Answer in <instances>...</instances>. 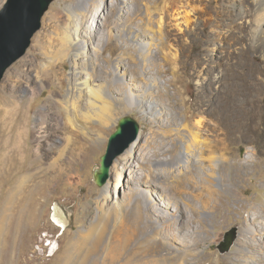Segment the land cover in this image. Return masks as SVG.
I'll return each mask as SVG.
<instances>
[{"label": "rangeland", "instance_id": "obj_1", "mask_svg": "<svg viewBox=\"0 0 264 264\" xmlns=\"http://www.w3.org/2000/svg\"><path fill=\"white\" fill-rule=\"evenodd\" d=\"M79 1L55 0L50 5L43 16L42 27L33 36L31 46L26 54L8 68L0 82V179L6 180L5 185L0 189V212L3 202L7 198L8 189L14 185L15 167L24 166V171L26 169L30 172L35 169L36 163L34 162L37 158L30 153L27 154V152H31L30 147L34 145L32 125L36 121L38 109L46 103L51 93L58 90L56 81L50 84L48 79H45L44 92L33 97L31 113L27 116V100L31 95L26 93V87L30 82L34 84V81L43 76L39 71L42 63L47 60L43 54V48L36 44L38 36L41 32L44 33L45 45L48 46L49 35H54L57 25L63 26L70 22L69 27L72 29L76 23L75 17H72L70 21L69 11L65 8L75 7ZM229 1L213 0L210 3L209 0H202V5L207 7V11L200 12L194 17L197 23L193 24L192 28L183 23L184 19L178 21L181 23L180 26L173 24L174 22L165 25L160 17L155 19V0H137L135 2L137 9L138 7L152 9L148 15L144 14L143 21H147V28L149 27L147 31L152 36L149 42L153 44V57L150 58V66L153 69L151 68L149 74H144V76L155 77L156 75L161 80L160 86L153 87V89L154 92L160 93L154 98L161 105L162 116L160 119L151 115L144 118L138 111L129 113L120 111L116 122L109 123L104 127L105 140L96 142L94 147H90L83 159L66 165L65 172L58 173L49 169L39 174L35 179L33 178L35 182L31 183L37 184L31 186L35 196L32 195L31 200L27 199L26 203L25 200L20 202L21 204L18 203L19 205L13 209L15 214L11 216L14 221L11 218L7 222V229L9 226L14 228L10 229L12 233L7 230L10 233L9 235L7 233L9 243H4V247V244L2 245V253L7 256L1 257L6 260L0 258V264H58L59 256L73 249L72 243L81 225H88L96 216V201L103 203L105 209L112 205L114 200L112 194L108 199L98 198L103 186L97 185L93 173L99 167L101 156L106 152L109 137L115 131L118 120L123 115L132 116L141 125L139 137L135 141L137 142L135 145L136 152L132 157V167L127 169L126 174L131 176L133 174L131 170L144 174L141 191L149 190L151 192L150 197L153 205L156 201L154 190H163L165 195L172 193L175 190L173 187L175 181L188 183L189 178L205 177L213 171H216L218 175H224V190L219 185L206 182L207 185L220 188L219 190L223 194V204L210 212L214 220L211 221L212 226L207 228L211 232L207 234L205 240H201L199 246L195 247L202 250L196 259L200 261L198 264H242L235 257V249L238 247L237 241L242 236L241 232L244 228L240 218L241 216L247 218L250 211L243 209L241 213L238 212V204L243 202L249 205L255 203L260 209L261 202H264V133L263 136L255 133H250L248 136L244 131L248 127L264 129V44L259 43L260 45L256 46L253 42L252 30L256 28L257 21L250 14H246L242 21L240 19L241 24H235L236 27H228L230 20L227 19L232 17L233 12L236 13V8L229 5L231 4ZM4 2L5 0H0V7ZM94 2L93 14L89 11L85 17L87 25L91 29L96 28V24H98V21L95 20V15L98 12H102L103 16L105 13H111L110 24L120 20L124 23L130 22L134 14L136 18H140L141 13L137 11L133 12L131 17H126L124 11L115 8V5H119V0H94ZM254 2V0H244L243 3L241 2L243 4L241 10L247 13ZM92 3L91 1L90 4ZM127 4L132 9L134 8L132 0H127ZM204 17L205 19H203ZM100 19L99 21L103 24L104 18L103 20ZM219 20L224 21L223 26L225 25V28L222 29L223 32L216 33L212 29ZM250 20L254 21L251 22ZM249 22L251 23L249 24ZM203 26L205 29H201ZM101 30L99 36L101 38H97L95 42L90 41L87 45L89 55L93 54L94 56V48L97 47V43H102L106 36L107 28L102 26ZM160 33L163 34L165 41L164 39L163 41L160 40ZM212 37L214 38L212 39ZM219 39L221 41H218ZM155 41L165 45L164 50L169 57L167 61L161 57L160 48L155 45ZM217 43H220L217 49L220 52L216 53L221 57L215 58V62H217L215 64V62L208 61L212 58V51L209 48ZM128 49L134 52V48L126 46V50ZM108 52L110 54L109 50L106 51L107 54ZM132 62L129 63V59H126L128 66L130 64L135 67L139 66L135 60ZM63 64L64 67L62 63H57L52 68L57 74L64 72L63 86L66 89L68 76L72 71V62L70 59H66ZM155 64L157 69L162 70L161 72L155 70ZM218 72L222 75L221 82L216 81L214 77ZM234 73L237 75L235 76ZM201 74L203 75L202 78L199 77ZM137 80L141 85L146 84V80L142 77ZM27 125L31 129L28 139L25 137ZM189 127L202 129V134L196 137L198 143L192 146L194 158L191 166L186 162L181 165L182 167L179 165H175V167L164 164L156 165V162L160 163L163 159L171 158L178 141L183 139L184 135H190ZM178 130H181L183 135H180ZM93 133L91 135L94 136ZM56 139L57 135L53 133L48 139L49 141L43 142L42 152L45 154L43 155L44 158L40 160L45 165L48 161L46 157L49 153L48 150L50 148L58 149L59 140ZM220 151L226 152L227 162L220 159ZM213 157L216 158L214 162L211 161ZM256 159L259 160L257 166L254 165ZM152 161H155L154 166L151 164ZM112 168L109 179L114 181ZM156 170L165 172L161 179H154ZM151 174L155 176H151ZM150 182H158L163 189ZM124 185L131 186L132 184L125 180L121 194L116 199L127 202L126 197L130 195V189H124ZM177 198L193 201L190 194L186 192L177 194ZM236 198L239 200H235ZM25 205L27 208L24 207ZM54 205H59L69 212V224L66 228L59 227L53 221ZM23 207L25 208L24 212L21 211ZM198 207L199 204L195 203L196 210ZM189 212H182L181 210V218L187 220L188 215H193L196 220L199 219V212L196 214L194 211ZM20 213L24 215L19 217ZM225 214H228L229 217L224 223ZM155 219L158 218L155 217ZM238 219L241 222L238 223ZM155 222L154 225L156 226ZM245 222L247 221L245 220ZM192 236L189 234V237ZM14 239L17 241L15 242ZM166 240L171 242L174 253H177V247H182L178 242L171 240V236H168ZM223 242L227 248L220 247ZM5 248H8L9 251ZM89 264H94V262Z\"/></svg>", "mask_w": 264, "mask_h": 264}, {"label": "bare ground", "instance_id": "obj_2", "mask_svg": "<svg viewBox=\"0 0 264 264\" xmlns=\"http://www.w3.org/2000/svg\"><path fill=\"white\" fill-rule=\"evenodd\" d=\"M91 1L93 2L92 4H90ZM243 1H229L231 4H228L236 8V13L233 12L232 17L227 19L230 20L228 27L232 28L235 24H241V21L244 19L243 17L246 14H250L257 21L256 28L252 30L253 42L256 46L260 45L259 43L264 44V0H254V5L248 11L246 9L247 13L241 10L243 7L241 2L243 3ZM132 2L134 3L133 9L127 4V0H119V5H115V8L117 7L120 11H124L126 17H131L132 13L137 11L141 13L140 18H136L134 14L130 22L124 23L119 19L120 21L115 20V23L110 24L109 18L111 17V13H105L103 16L102 12H98L95 15V20L98 21V24H96V28L91 29L87 25L85 17L89 11L93 14L95 2L94 0H80L75 7L65 8L69 11L68 17L70 21L72 17H75L76 23L72 29L69 27L70 22H67L63 26L57 25L54 35H49L50 41L48 42V46L45 45L44 33L41 32L39 34L36 44L40 48H43V54L47 59H45L46 62L42 63L39 72L45 78L43 76L39 77L34 81V84L30 82L28 87H26V93L31 95L27 100V116L31 113L33 97L44 92V87L46 86L45 79H48L50 84L56 81L58 90L51 93L46 103L38 109L36 121L32 125L34 145L32 147L29 146L31 152H27V154L30 153L37 158L34 162L36 163L35 169L33 168L34 170L30 172L29 170L26 171V169L24 171V166H16L13 180L14 185L8 189V195L5 193L7 198L3 202L4 204L0 212V258L4 256L2 245L9 241V239L7 241V233L8 235L12 233L10 229L14 228L9 226V229H7V222L15 214L13 209L19 205L18 203H22L24 200L26 203L27 199L31 200L30 197L33 195V188L31 189V186L33 184L37 185L36 183H31L35 182V177L49 169L58 173L65 172L66 165L83 159L90 147H94L96 142L105 140L104 127L109 125V123L116 122L120 111L123 113L138 111L144 118L147 115H151L160 119L162 116L163 110L161 109V105L154 98L160 93L154 92L153 89V87L160 86L161 80L156 75L155 77L144 76V74H149L152 68L150 66V58L153 57V44L149 42L152 36L147 31L149 28H147L148 23L147 21H143V18L145 17L144 14L148 15L152 9L150 10L149 7H146V9L138 7L137 9L135 3L137 0H132ZM209 2L212 3L213 0H209ZM206 11L207 7L202 5V0H155V19L160 17L165 25L174 22L173 24L180 26L181 23L178 21L184 19L183 23L192 28L193 24L197 23L194 17L198 13ZM99 18L102 20L104 18L103 24L99 21ZM136 19L139 20L137 21ZM220 20L212 29L216 33L221 32L225 28V25L223 26L224 21L221 22ZM102 26L107 28L106 36L103 42L101 41L102 43H97V47L94 48V56L93 54L89 55L87 45H89L90 41L95 42L97 38H101L99 36L101 35ZM201 29H205V26ZM160 35V40L163 41V34L160 33ZM220 39L218 41H221ZM155 45L160 48L161 57L167 61L169 57L164 50L165 45L156 41ZM126 46L134 48V52L129 49L126 50ZM219 46L220 43H217L209 48L212 51V58L208 61L215 62V58L220 56L216 53L219 51H217ZM108 50L110 54L109 52L108 54L106 53ZM66 59L71 60L72 71L68 76V87L65 89L63 86V80L65 79L64 72H58L59 74H57L52 67L57 63H62L64 67L63 63ZM126 59H129V63H133L134 61L132 62V60H135L139 66L135 67L131 64L128 66ZM173 63L176 62L173 61ZM156 69L157 66L155 64ZM157 70L159 72L162 71L161 69ZM234 75L236 76L237 74L234 73ZM221 76L218 72L214 76L215 80L221 82ZM139 77L146 80L145 85L138 83L137 79ZM199 77L202 78L203 75L201 74ZM188 129L190 135H184V138L178 141L175 151L171 154V158L163 159L160 163L156 162V165L164 164L169 167H175V165L181 166L186 162L191 166L194 158L192 146L198 143L196 137L202 134V129L197 127H189ZM244 131L248 136L250 133L263 136L264 133V129L254 127H248ZM30 132L31 129L28 126L25 131L27 139L30 137ZM178 132L180 135H183L181 130H178ZM53 133H56L59 140L57 144L58 149L53 150L50 148L48 150L49 153L46 155L48 161L45 165L40 160L44 158L43 155L45 154L42 152L43 142L45 140L49 141L48 139H50ZM136 143L115 160L112 168L114 171V181L109 179L103 185L98 197L108 199L112 194V198L114 199L112 205L108 209H105L103 203L96 201V216H94L88 225H81L72 243L74 245L73 249L60 255L58 264H89L90 262H94V264H185L188 262L198 264L200 262L196 258L202 250L195 247L199 246L201 240H205L207 234L211 232L207 228L212 226L211 221L214 220L210 212L223 204V194L219 189L224 190V175H218L216 171H213L205 177L189 178L188 183L175 181L173 185L175 190L172 193L165 195L163 194V190H154L156 201L153 205L150 197L151 192L149 190L141 191L144 174L142 175L139 171L134 172V170H131V173H133L131 176H127L126 174L127 169L132 167V157L136 152ZM145 158L147 159L148 157L146 156ZM220 159L227 162L228 156H226V152L220 151ZM211 161H216V158H211ZM258 162L259 160H254V165L257 166ZM151 164L154 166L155 161H152ZM164 173L163 170H156V176L154 174H151V176H155L154 179H161ZM125 180L129 184H132L131 186L124 185V189H130V195L126 197L127 202L116 199L121 194V188ZM207 181L209 182L208 184L219 185L220 188L217 189L211 185H207ZM4 182L6 180L0 179V189L5 185ZM150 183L162 187L158 182V184L156 182ZM187 188L189 189L185 190ZM183 192L189 193L193 201L184 198L178 199L177 194ZM235 200H239V198ZM195 203L199 204L197 210L195 209ZM26 205L24 207L27 208ZM24 207L21 211L25 209ZM243 209H248L250 214L247 218L243 216L240 218L242 219L244 228L241 232L242 236L239 235L241 237L237 241L238 247L235 249V257L242 264H264V202H261L260 209L255 203L250 205L244 202L239 203L238 212L241 213ZM181 210L187 213L194 211L195 214L199 212V219L196 220L195 216L188 215L187 220H183L181 218ZM19 215L21 217L24 214L20 213ZM225 215L224 223L229 217L228 214ZM155 217L160 219H155ZM240 219H238V223ZM11 220L14 221V218ZM154 221H156V226L154 225ZM217 227H220V225H217ZM179 234L182 235L180 236ZM189 234L193 236L189 237ZM167 235L171 236V240L182 245V247L176 248L178 250L177 253L173 252L171 242L166 240ZM8 248L5 249L9 251ZM5 256L7 255L5 254ZM4 257L1 259H5Z\"/></svg>", "mask_w": 264, "mask_h": 264}, {"label": "water", "instance_id": "obj_3", "mask_svg": "<svg viewBox=\"0 0 264 264\" xmlns=\"http://www.w3.org/2000/svg\"><path fill=\"white\" fill-rule=\"evenodd\" d=\"M54 1L5 0L0 7V82L8 68L26 54L33 36L42 27L43 16ZM140 130V123L130 115L118 120L100 165L93 173L97 185L103 186L108 181L115 160L138 139ZM52 219L63 228L69 224L59 205H54ZM220 247L227 248V245L223 242Z\"/></svg>", "mask_w": 264, "mask_h": 264}, {"label": "flooded vegetation", "instance_id": "obj_4", "mask_svg": "<svg viewBox=\"0 0 264 264\" xmlns=\"http://www.w3.org/2000/svg\"><path fill=\"white\" fill-rule=\"evenodd\" d=\"M63 210H64V213H65V215H66V218H67V221H68V217H69V212L67 211V210H65L64 208H63ZM70 220V219H69ZM59 227H61V225H59V224H57Z\"/></svg>", "mask_w": 264, "mask_h": 264}]
</instances>
